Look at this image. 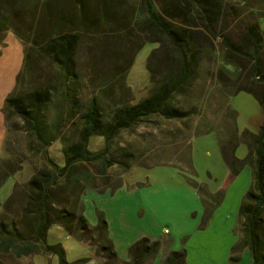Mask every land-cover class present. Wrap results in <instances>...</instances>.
Here are the masks:
<instances>
[{"label": "rangeland", "instance_id": "374dc122", "mask_svg": "<svg viewBox=\"0 0 264 264\" xmlns=\"http://www.w3.org/2000/svg\"><path fill=\"white\" fill-rule=\"evenodd\" d=\"M36 1L34 8L18 0L11 7L12 15L5 5L0 11V173L14 169L0 187V206L16 186L24 187L38 170L50 169L49 160L62 166L65 141L72 139L74 132L66 123L60 137L44 149L38 147L34 139L28 137L22 121L6 108L7 97L19 93L20 88L52 86L56 97L46 113L47 124L51 125L61 112L70 119L76 118L89 102H95L109 122L119 110L154 96L170 78L166 68L172 70V63L164 59L170 54L167 41L161 36L158 43L145 40L143 33L148 31L143 0H81L86 6L83 12L79 4L74 8V0ZM149 1L159 10L158 0ZM223 1L245 12H254L264 31V3L255 7L249 0ZM41 7L43 10L39 11ZM65 13L72 19L73 31L80 36L75 56L76 75L69 80L64 79L57 65L33 43L51 29L56 17ZM19 45L22 58L18 50L16 53ZM26 54L31 56L38 71L25 74L23 84L18 85L16 78ZM163 59L156 65L155 61ZM222 59L220 41H213V47L203 48L194 61L191 77L171 92L165 104L168 116L144 117L130 129L121 130L109 145L110 157L132 163L125 179L147 185L151 192L160 189L171 234L188 230L185 223L179 221H183L184 216L181 209L193 203L192 195L185 194L193 183L197 184L205 210L216 205L219 195L208 194L207 189L220 186L228 175L222 148L228 155L244 159L246 145L252 141L246 132L256 133L263 118V111L252 95L235 94L232 87L224 86L217 79L216 73L224 64ZM62 94L67 95L66 100ZM104 145L103 138L92 137L88 149L97 152ZM88 170L98 175L100 166H89ZM242 170L241 180L249 178L250 167ZM107 175L110 187L124 176L119 165L110 167ZM104 185L101 179H96L97 189ZM93 191L99 193L86 189L80 198L89 222L92 215L96 217V210L100 212L107 206L104 199L92 195ZM169 212L180 220L169 219ZM56 227H51L47 242L61 244L68 262L89 257L86 245ZM23 264H57V260L35 255ZM84 264L98 263L94 259Z\"/></svg>", "mask_w": 264, "mask_h": 264}, {"label": "trees", "instance_id": "16d2710c", "mask_svg": "<svg viewBox=\"0 0 264 264\" xmlns=\"http://www.w3.org/2000/svg\"><path fill=\"white\" fill-rule=\"evenodd\" d=\"M17 1L0 0V11L5 5L12 15L11 7ZM20 1L36 8V0ZM143 1L148 31L143 33L145 40L158 43L160 36L163 37L170 53L164 59L172 63V70L166 68L170 78L154 96L119 110L109 122L95 102H89L76 118L70 119L61 112L51 125L46 123L45 116L56 97L52 86L20 88L19 93L5 99L6 108L22 121L28 137L33 138L38 147L44 149L60 137L66 123L74 128V132L72 139L65 141L62 166L49 160L50 169L38 170L24 187L16 186L0 206V257L20 259L41 255L56 258L57 264L86 263L87 259L68 262L61 244L47 242L48 231L55 225L67 236L93 248L94 258L100 264H152L161 248L160 240L140 238L129 247L127 260H120L108 237L103 213H98L96 225H90L83 215L80 198L86 189L102 193L105 190L113 192L121 186V178L114 186H109L107 170L119 165L121 175H124L130 172L132 163L109 156L112 139L144 117L152 114L168 116L165 104L171 92L191 77L197 55L203 48L213 47V41H220L223 51L224 64L216 73L217 79L224 86L232 87L235 94L245 92L252 95L264 112V31L254 12H245L223 0H158L159 10L149 0ZM74 2V8L79 4L80 11L85 10L84 2ZM41 8L39 11L43 10ZM73 27L71 17L65 13L56 17L45 35L33 41L68 80L76 75L75 56L80 41ZM164 59L155 61L156 65ZM37 71L31 56L26 54L16 83L23 84L25 74ZM61 97L66 100L67 95ZM246 135L252 141L246 145L248 153L244 159L228 155L222 148L223 161L232 177L245 166L251 169V184L238 208L239 240L231 248L229 263L238 264L240 253L247 249L251 264H264V121L257 133L246 132ZM92 137L103 138L105 145L101 151H89ZM89 166H100L98 175L91 173ZM13 173L14 169L0 173V187ZM97 178L105 184L104 188H96ZM210 210H205V218L210 216ZM161 264H188L185 249L168 251Z\"/></svg>", "mask_w": 264, "mask_h": 264}, {"label": "crops", "instance_id": "0c3cea01", "mask_svg": "<svg viewBox=\"0 0 264 264\" xmlns=\"http://www.w3.org/2000/svg\"><path fill=\"white\" fill-rule=\"evenodd\" d=\"M249 1L255 7L264 3V0ZM17 50L20 52V58H22V48L20 45L16 47V53ZM263 121L264 112L263 118L257 125V131ZM245 153L247 155V148ZM244 170L240 171L237 177H232L228 170V175L220 186L211 190L206 188L208 194L213 195L217 193L219 195V199L216 205L210 210V216L208 218L204 216L205 206L203 198L199 190H197V184L193 183L196 187H193V184L189 186L197 195L192 193L191 190H185L186 195H192L193 203H190L187 208L184 207L181 209L184 212V216L183 221H179L181 223L184 222L188 230L180 233L175 232L174 234H171L167 229V207L160 189L151 192L147 185L128 181L125 179L128 173L122 176L121 186L113 192L109 190H105L102 193L93 191L92 195L99 199H104L107 202L105 209H102L100 212L103 213L107 222L108 237L112 241L120 260L126 261L129 247L135 241L145 237L162 242L161 248L152 264H161L165 253L168 251H177L182 248L186 251V261L188 264H230L231 248L239 240L238 208L243 195L251 184V170H247L249 178L246 176L244 180H241L243 179L242 173ZM246 178L247 184L245 185ZM82 206H84V215L85 205L83 201ZM98 212L99 210L95 211L96 217L92 215V219H90L91 223L84 215L90 225H96ZM168 218L172 221L180 220L176 219L175 214L171 212L168 213ZM55 229L63 231L58 226ZM87 248L89 250L87 260H94L93 248ZM5 257H7L6 260L0 257V264H23L25 261L28 262L32 256L20 259L12 256ZM47 258L51 259L53 257L50 256ZM96 261L100 264L98 260ZM251 263L252 259L250 254L247 249H244L240 253L238 264Z\"/></svg>", "mask_w": 264, "mask_h": 264}]
</instances>
